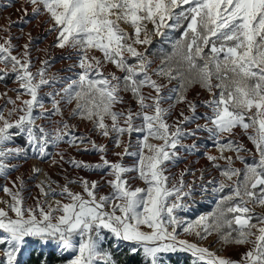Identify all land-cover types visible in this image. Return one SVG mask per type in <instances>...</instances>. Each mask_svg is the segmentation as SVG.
<instances>
[{
    "label": "snow or ice",
    "instance_id": "6c2138e0",
    "mask_svg": "<svg viewBox=\"0 0 264 264\" xmlns=\"http://www.w3.org/2000/svg\"><path fill=\"white\" fill-rule=\"evenodd\" d=\"M23 5L17 21L9 16L0 24V81L12 76L18 85L11 89L14 99L0 93L7 97L0 106L5 181L0 191L8 198L0 199V264H25L22 257L33 242L54 246L61 264H117L113 249L122 246L140 255L141 264H163L162 254L177 252L190 253L192 264H264V213L255 211L264 208V0H23ZM28 6L33 19L47 18L46 32L56 37L50 47L68 50L64 59L75 57L70 76L50 71L54 58L38 48L39 37L23 29L12 33L14 25L31 23ZM178 27L184 28L180 38L170 53L159 50L156 64L149 52L152 37L167 41ZM21 38L23 45L16 42ZM34 49L44 58L34 57ZM195 85L210 98L189 99ZM70 120L86 122L90 132L122 149L114 153L117 159L108 158L107 144L78 134L79 125ZM203 133L218 155L203 154L222 179L205 183L200 170L199 187L206 192L212 185L218 199L211 213L185 221L177 211L189 207L185 198L193 197L196 181L185 177L196 173L188 165L179 173L172 169L200 151ZM62 144L77 150L84 145V152L100 154V162L65 159L64 151L55 159L50 148ZM30 154L61 168L67 163L97 172L100 179L65 175L60 184L44 173L45 180L35 185L39 196L26 197L23 176H11L16 161ZM126 156L135 158L131 165ZM236 161L243 167H235ZM41 173L33 167L31 178ZM135 179L143 187H133ZM105 186L109 192L101 194ZM181 232L196 241L181 239ZM212 235L220 252L242 248L239 258L202 246Z\"/></svg>",
    "mask_w": 264,
    "mask_h": 264
},
{
    "label": "rangeland",
    "instance_id": "374dc122",
    "mask_svg": "<svg viewBox=\"0 0 264 264\" xmlns=\"http://www.w3.org/2000/svg\"><path fill=\"white\" fill-rule=\"evenodd\" d=\"M10 2L12 4H14V6L8 7L7 5ZM22 7H24L23 0H0V24L7 23V18L9 16H11V19L13 21H17L21 17V12L18 11V9H21ZM28 12H29V16L26 17V19H30L31 23H27V24L20 23V24L14 25L12 28V33L14 35H19L20 29H23L24 32H31L33 37H39L40 39L37 41L38 48L39 49L47 48L49 53H50V56L54 58L53 62H52V66L50 68V71L53 73H57L60 76H70L71 73L68 72V68H69L70 64L74 63L75 57H73L72 60L64 59L62 57L67 56L68 50L50 47L51 45H53L56 37L54 34H48L46 32V28H47L46 20H47V18L44 16H41V17H39V19H33L31 17V7L30 6H28ZM149 28H151V25H149ZM164 31H168V30L164 29ZM172 32H173V30L171 32H169V39L167 41H165L164 38L161 36H153L152 37V44L149 47V52L152 53V58L156 61V64H159L160 59H159V57L154 56V54H153L154 50H155L154 48H158L160 50L162 47H164L163 44L171 40L170 37H171ZM44 37H46V39ZM16 42L20 45H23L26 42V39L21 38ZM169 45L172 46V43H170ZM33 56L38 57L39 59H43L44 58V52L37 51L34 49L33 50ZM37 67H39L38 62H37ZM109 67L111 68V66H109ZM174 84H175V81H173L172 85H169V87H172ZM5 85H7V87H5ZM17 87H18V85L13 83L12 76H9L5 81H0V93L6 92L7 97H11L14 99L16 96V93L14 91H11V89H14ZM188 96H189V99H196L198 102L210 98L209 94L197 85H195L194 87H192L189 90ZM7 97L0 98V106L5 104ZM25 98H27V97H25ZM46 107L50 108L51 107L50 103H46ZM8 108H11V105H8ZM181 108H184V105L181 104V105L177 106V108L174 112V117H175V115L178 114V112ZM199 111L203 112V111H205V109L203 107H201L199 109ZM5 115H7V112H5ZM72 123L79 125L78 134L91 135V138L93 140H95L98 144H107L108 148H109L108 158L110 160L117 159V157L114 155V153L120 152V151H122V149L115 148L111 140H108V139L103 138V137H99L95 133L90 132L91 126L89 124H87L86 122L78 121V120H72ZM241 139H242L243 143H245L248 148H252L251 145L248 143L246 137H241ZM135 141H136V136L134 134L133 135V143L134 144H135ZM153 142L156 143V141H153ZM187 142L190 143L191 141H187ZM21 143H23V142H21ZM198 143L200 144V151L192 154L191 156H189L187 158V159H189L190 163L193 161V159L196 161V165L194 166L195 173L199 169H201L202 167H204L205 165L210 163L207 159L201 160V158H202L201 153H204L205 151H207L208 154L218 155L216 148L214 147L211 139L207 138V133L202 134L201 140H199ZM83 147H84V145H81L80 146L81 150H77L76 148H70L68 145L62 144L59 147L50 148V151L52 152L53 157L55 159H59V157L56 156L57 152L64 151L65 159H67L69 156H73L77 160H82V161H86L89 163L100 162L99 161L100 159L98 158V156L100 155L99 153L84 152L82 150ZM88 147L90 148L91 145H88ZM226 155H231V153H226ZM31 159H33V158L30 154L29 158L27 160H24V162H21L19 164V166H17V167H19L18 172L13 171L12 176H11V179H15L16 176H23V178L26 181V188H25V192H24V195L26 197H28V196H31V197L39 196V189L35 187V185L38 182H37L36 178H31L32 172H31V167H29ZM134 159L135 158H133V157H127V156L124 158L125 162L128 165H131L133 163ZM246 160H251V157L248 156V158H246ZM40 162H42V161H40ZM48 162L50 163V166H51L50 170L54 171L57 174V176L59 177V178H57V180L59 181L60 184L65 183V179H64L65 175H67L70 178H76L77 176H82L88 180H99L100 179L101 174H99L97 172L85 171L83 169H73L67 163L63 164V167L61 168L60 165H52L51 161H48ZM220 163L223 165V161H220ZM46 164H47V162L41 163V165H46ZM242 167H243V165H241V168ZM214 170L217 171L215 168H214ZM73 171H74V174H73ZM217 174L219 175V172ZM129 175L134 176L135 174L132 173ZM193 177H194V179L196 178L195 176H192V178ZM26 178H28V179H26ZM186 181H188V180H186ZM131 183H132L133 187H137V186L143 187V182L140 181L139 179H135V180L131 181ZM0 184H2V183L0 182ZM9 186H11V185H9ZM72 186H73L72 188L74 191H81V188L78 185H72ZM100 192H101V194H107L109 192V189L105 186V190H103L101 188ZM0 199H8L2 191H0ZM33 202L34 201L32 199L27 200L28 204H32ZM0 207H3V205H0ZM255 211L257 213H264V208L257 207L255 209ZM208 213L209 212H207V210L205 209L204 212H201V213L194 215L189 220L186 218H183V219L185 221H194L200 215L208 214ZM12 215H14V214H12ZM180 238L181 239H187L189 241H196V239H197L195 236L188 235V234H185L183 232L180 233ZM201 245L205 246V247L212 246L211 247L212 251H217L218 254L230 255L233 258H239V253L243 251L242 248L228 247V248H225L222 252H220L219 250L221 248V245L219 243H217V237L215 235H214V240L212 242L209 241V238H208L207 240L202 241ZM34 247H37V249H42V250L44 249L43 246L40 245L38 242H33L29 246L28 250L24 253L23 258H25L28 255L30 249L34 248ZM51 247L54 248V246H51ZM52 251L56 252L55 249H53ZM57 255L60 256V254H58V253H57ZM162 257H163V264H192V260L194 259L193 257H191L190 253H180V252L162 254Z\"/></svg>",
    "mask_w": 264,
    "mask_h": 264
},
{
    "label": "built area",
    "instance_id": "2783aa9c",
    "mask_svg": "<svg viewBox=\"0 0 264 264\" xmlns=\"http://www.w3.org/2000/svg\"><path fill=\"white\" fill-rule=\"evenodd\" d=\"M70 123H72V120H70ZM241 155H243L245 159L248 158V155L245 154V153H241ZM30 161L31 162L32 161H37L40 164L43 163V162H40L37 159H31ZM49 164L50 163L47 162L46 165H49ZM241 165L242 164L240 163V161H236L235 167L241 168ZM42 166H45V165H42ZM200 170H203L204 171L205 183L208 180H212L213 178H215V180H217V181H219L220 179H222V177H220L217 174V172L214 170V168L212 167L211 163H209V164L205 165L204 167H202L201 169H199L196 172L197 174L195 175V177H196L195 179H194V177L192 178L191 175L187 176L185 178V180H188V182H192V181L195 180L196 183H195V186H194L193 197L191 199L185 198V203H187L189 205V207L187 208V210H185V211H177V215L179 217H181V218H186V219L189 220L194 215H196L198 213H201V212H204L205 209L212 208L213 205L216 204V201L218 199V196L216 194H213L211 192L212 185H208V191H206V192H201L200 191V187L199 186L201 184V181L198 179V177L200 176ZM226 191H227V189H226ZM43 248H44V250H49V251H52L53 249H55V247L53 248L51 246L43 247ZM56 252H54V253H56Z\"/></svg>",
    "mask_w": 264,
    "mask_h": 264
},
{
    "label": "trees",
    "instance_id": "16d2710c",
    "mask_svg": "<svg viewBox=\"0 0 264 264\" xmlns=\"http://www.w3.org/2000/svg\"><path fill=\"white\" fill-rule=\"evenodd\" d=\"M183 30V27H178L173 30L170 37L171 40L164 43V47H162L166 53H170L172 51V46L169 44L179 39ZM154 49V56L160 57L161 53L159 49ZM215 206L216 204L212 208L206 209L207 212L211 213ZM113 252L117 264H141L142 257L140 255L133 256L129 252L128 246H122L119 250L113 249ZM41 260H46L47 264H61V256L57 255L53 251L37 249V247L31 248L28 255L25 258L22 257V261L25 262V264H40Z\"/></svg>",
    "mask_w": 264,
    "mask_h": 264
},
{
    "label": "crops",
    "instance_id": "0c3cea01",
    "mask_svg": "<svg viewBox=\"0 0 264 264\" xmlns=\"http://www.w3.org/2000/svg\"><path fill=\"white\" fill-rule=\"evenodd\" d=\"M250 145H251V143L250 142H248ZM251 147H252V145H251ZM56 150V149H55ZM201 160L202 159H206V157L204 156V154L203 153H201ZM98 158L100 159V155L98 156ZM100 161V160H99ZM21 162H24V159L23 158H20V159H18L17 161H16V163H17V166H19V164L21 163ZM185 165H188V166H190L192 169H193V171H194V166L196 165V161L193 159V161L190 163L189 162V159H187V160H184V162L183 163H181L180 165H179V167H175V168H173L172 169V172H174V173H179V171L181 170V169H183L184 167H185ZM19 167H17V169H18ZM14 171H17L18 172V170H14ZM217 172V171H216ZM218 173V172H217ZM73 174H74V171H73ZM0 182L3 184L5 181H4V179L3 178H0ZM214 240V235H212V236H210L209 237V241H213Z\"/></svg>",
    "mask_w": 264,
    "mask_h": 264
},
{
    "label": "bare ground",
    "instance_id": "6f19581e",
    "mask_svg": "<svg viewBox=\"0 0 264 264\" xmlns=\"http://www.w3.org/2000/svg\"><path fill=\"white\" fill-rule=\"evenodd\" d=\"M29 167H31V172H32V169H33V167H38V168H40V169H42V173L36 178V180H37V182L39 183L40 181H43V180H45V175H44V173H47L49 176H51L54 180H57V178H59L58 176H57V174L54 172V171H52V170H50V164L49 165H45V166H42L39 162H37V161H32V162H30V164H29ZM29 170V169H28ZM26 179H28V178H26ZM58 181V180H57ZM30 183V182H29ZM70 187H73L72 185H70ZM102 189L103 190H105V187H102ZM59 198V197H58Z\"/></svg>",
    "mask_w": 264,
    "mask_h": 264
}]
</instances>
